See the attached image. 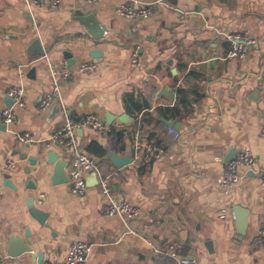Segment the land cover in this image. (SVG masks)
I'll return each instance as SVG.
<instances>
[{
	"label": "crops",
	"instance_id": "1",
	"mask_svg": "<svg viewBox=\"0 0 264 264\" xmlns=\"http://www.w3.org/2000/svg\"><path fill=\"white\" fill-rule=\"evenodd\" d=\"M133 1L0 0V110L9 107L10 87L26 90L25 106L14 108L16 120H0V179L10 173L17 187L0 185V264H64L74 240L93 244L87 264H177L166 254L171 246L199 264H264V183L256 172L264 168V0H137L152 6L151 17L116 14L118 5ZM89 13L106 26L99 40L79 19ZM227 34L256 42L246 56L228 58ZM89 60L98 63L95 71H76ZM50 62H66L73 77L56 80ZM56 81L62 97L42 110ZM65 112H94L106 123L108 113L116 116L107 123L111 131L80 128L78 139L104 171L119 169L114 192L142 212L130 226L161 252L124 238L127 224L105 212L98 184L80 196L69 181L53 183L49 151L71 161L51 139ZM125 114L129 123L119 119ZM170 121L179 139L168 131ZM138 128L166 145L149 171L138 162L119 168L109 153L133 155ZM25 132L38 142L21 141ZM235 149L251 150L257 166L240 167V183L226 191L218 179ZM30 181L36 188L27 187ZM30 197L47 214L46 225L32 215Z\"/></svg>",
	"mask_w": 264,
	"mask_h": 264
},
{
	"label": "built area",
	"instance_id": "2",
	"mask_svg": "<svg viewBox=\"0 0 264 264\" xmlns=\"http://www.w3.org/2000/svg\"><path fill=\"white\" fill-rule=\"evenodd\" d=\"M38 4L45 3L46 0H33ZM97 1V0H88ZM53 6H57L60 0H50ZM135 0L133 3H123L115 8L117 15L128 19L149 18L153 15V8L150 5ZM227 38L231 41V48L227 54L228 58L244 57L248 53L249 47L256 42L255 39L246 38L242 40L241 36L227 34ZM242 40V41H241ZM133 63L139 64L138 52L133 53ZM50 70L56 80L60 76L64 79L72 78L75 70H73L66 62L57 66L54 62L49 63ZM98 68V63L89 60L79 64L77 72H92ZM8 95L14 99V104L10 107H5L0 110V120L9 125L16 120L15 106L23 107L26 104V90L23 85H15L9 88ZM62 90L59 83L56 81L52 89L46 92L41 100V109H48L56 100L61 99ZM92 128L100 133L111 131L110 126L98 114L88 112L78 117H72L68 112H65V123L63 127L57 131L51 139L56 140L59 144L70 152L71 161L68 166V175L70 189L73 194L83 196L86 194L89 185L86 175L95 172L98 177V185L103 197L106 199L105 212L111 216H119L123 218L127 224V229L124 232V238L138 248H152L161 252L156 248L151 240L143 233L130 226V221L141 216V209L116 195L113 188V180L120 175L119 169L104 171L94 157L90 156L81 146L77 130L80 128ZM168 131L176 138L181 137V133L174 127H169ZM261 135L264 136V125L261 128ZM18 138L23 142H38V139L29 132L19 134ZM133 160L140 163L146 170L153 168L154 162L161 159L166 154V145L154 136H145L140 128L134 133L133 141ZM15 164L11 161L9 167ZM245 166L256 170L257 160L249 149L241 150L236 157L227 162L218 183L226 191L237 186L241 181L239 168ZM263 177L264 183V168L256 170ZM260 237L264 240V226L260 229ZM93 244L83 240H74L69 247L68 256L64 264H87L89 254L91 253ZM164 252V250H163ZM166 254L176 259L177 264H199L197 256L190 254H179L174 246H171ZM5 256L0 251V260ZM41 264H55L51 260H47Z\"/></svg>",
	"mask_w": 264,
	"mask_h": 264
},
{
	"label": "water",
	"instance_id": "3",
	"mask_svg": "<svg viewBox=\"0 0 264 264\" xmlns=\"http://www.w3.org/2000/svg\"><path fill=\"white\" fill-rule=\"evenodd\" d=\"M79 19L88 27L89 31L94 35V37L96 39H101L104 36V33L106 31V26L101 24L99 22V20L97 19V17L95 16V14L93 13H89L87 15H82L79 16ZM242 41V40H241ZM44 53V51H42ZM99 50L98 49H93V51H91V55L95 58L99 57ZM65 55L67 58H71L72 59V54L69 51L65 52ZM35 71V69L33 68L31 70V72L33 73ZM60 103V102H59ZM14 104V99L10 97V103L8 104V106H12ZM60 110H62V107L60 106ZM128 115L125 114L121 117H119V119L123 122V123H129L130 121L128 120ZM116 119V116L108 113L107 114V123L109 125H111L113 123V121ZM168 126L169 127H176V122L175 121H170L168 122ZM110 156L112 161L115 163V165L119 168L132 163V162H136L133 160V156L131 154H128L126 156H119V154H117L116 152L110 150L109 151ZM234 156L227 158L228 161L234 159L237 155V150H234ZM49 156H50V161L55 163V171L52 177L53 183L57 184V183H65L67 181H69V175H68V166L69 163L66 160H62L59 158L58 154H55L53 151H49ZM30 161L32 163H35V160H33V158H30ZM27 172H30L29 170ZM86 179L88 182L89 186H93V185H97L98 184V177L97 174L95 172H91L90 174L86 175ZM5 184L6 186H9L11 188L16 189V185L15 183L11 180V174L10 173H6L4 174V180L0 179V185L1 184ZM28 188H36L34 182L30 181L29 184L27 185ZM28 205L30 207V211L32 213V215L37 218L43 225H46V220H47V214L45 212H43L40 208H38L35 205V201H34V197H30L29 201H28ZM235 212L239 215L240 212H243V210H241V208H236ZM27 234L28 236H30V232L29 230H27ZM125 242V240H123ZM39 257V261H42L43 258V253L40 252L38 254Z\"/></svg>",
	"mask_w": 264,
	"mask_h": 264
},
{
	"label": "trees",
	"instance_id": "4",
	"mask_svg": "<svg viewBox=\"0 0 264 264\" xmlns=\"http://www.w3.org/2000/svg\"><path fill=\"white\" fill-rule=\"evenodd\" d=\"M101 153L104 154L106 153L105 150L103 148H101Z\"/></svg>",
	"mask_w": 264,
	"mask_h": 264
},
{
	"label": "rangeland",
	"instance_id": "5",
	"mask_svg": "<svg viewBox=\"0 0 264 264\" xmlns=\"http://www.w3.org/2000/svg\"><path fill=\"white\" fill-rule=\"evenodd\" d=\"M176 139V138H175ZM233 160V159H232ZM231 161V160H230ZM229 162V161H228ZM147 171H149V170H147ZM187 255V254H186Z\"/></svg>",
	"mask_w": 264,
	"mask_h": 264
}]
</instances>
